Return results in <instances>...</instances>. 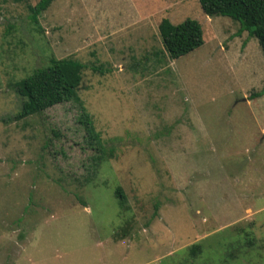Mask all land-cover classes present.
<instances>
[{"label":"rangeland","instance_id":"374dc122","mask_svg":"<svg viewBox=\"0 0 264 264\" xmlns=\"http://www.w3.org/2000/svg\"><path fill=\"white\" fill-rule=\"evenodd\" d=\"M40 1L0 0V264H264L258 40L198 0H53L36 25ZM164 19L204 45L155 62ZM69 58L112 152L97 167L76 103L10 120L15 84Z\"/></svg>","mask_w":264,"mask_h":264},{"label":"trees","instance_id":"16d2710c","mask_svg":"<svg viewBox=\"0 0 264 264\" xmlns=\"http://www.w3.org/2000/svg\"><path fill=\"white\" fill-rule=\"evenodd\" d=\"M21 4L28 0H7ZM203 13L210 18L225 17L239 24L237 35L247 33L256 38L264 55V0H198ZM53 0H41L35 6H28L30 19L38 24V18L51 6ZM159 33L163 45V54L155 53V62L163 63L164 58L176 61L204 45L203 29L199 22L187 19L174 25L168 19L162 20ZM154 55V54H153ZM85 65L74 59H52L48 66L39 68L15 84L16 93L21 97V110L11 121H21L61 104L74 102L79 108L78 125L85 132L84 142L96 152L93 166L97 167L104 156L111 155L102 143L101 135L96 131L91 115L81 101L78 91L83 83ZM264 95V88L251 95V99ZM115 196L123 201L121 189Z\"/></svg>","mask_w":264,"mask_h":264}]
</instances>
